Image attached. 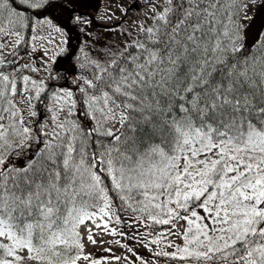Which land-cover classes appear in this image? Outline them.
<instances>
[{"label": "snow or ice", "instance_id": "snow-or-ice-1", "mask_svg": "<svg viewBox=\"0 0 264 264\" xmlns=\"http://www.w3.org/2000/svg\"><path fill=\"white\" fill-rule=\"evenodd\" d=\"M145 3L64 68L56 0H0V264L121 261L84 240L125 214L173 264H264V31L244 42L264 0Z\"/></svg>", "mask_w": 264, "mask_h": 264}, {"label": "trees", "instance_id": "trees-1", "mask_svg": "<svg viewBox=\"0 0 264 264\" xmlns=\"http://www.w3.org/2000/svg\"><path fill=\"white\" fill-rule=\"evenodd\" d=\"M76 1V2H75ZM102 2L103 0H83V3L77 4V0H56L57 6L53 9L49 10V16L54 20L55 23L59 24L61 27L69 26L71 28V31H68V53L65 54V58L62 60H59L57 65H54L53 67H60L63 65L64 68H71L72 64L75 62V57H73L72 60H68L67 56L73 52H76L77 46H85V43L93 45L95 48H98L97 45H95L92 42V35L90 34V31L94 33H99L100 29L102 27L110 26L116 22H123L125 24L126 17L128 11L131 9H135L138 12H140V20L142 17H144L148 12V6L145 3V0H134L130 6L128 7L127 13H123L119 16L117 20H114L113 22L106 23L102 22V18L99 15V12L102 8ZM59 5H67V9H62L59 7ZM144 11V13H142ZM248 15L251 17V20L248 21L245 24L246 32L244 34V42L245 45H250L253 43V41L257 38L258 34L262 31H264V7H250ZM75 17V16H82L86 21H91L90 24L86 25L84 23H77L72 22L70 25H68L69 17ZM106 25V26H105ZM254 30L253 36L251 35V31ZM90 34V35H89ZM106 45V44H105ZM104 47V46H103ZM78 55L79 53L76 52ZM21 55H25V52H21ZM35 56H39V53L34 54L33 59ZM38 66V65H37ZM66 73L61 70V75H65ZM40 77L44 76V72L41 71L39 73ZM59 83L63 84L64 81L61 80ZM39 110V105L38 109ZM125 221H127L126 224L121 225H115L110 224L111 227L115 226L117 227L118 231H124L127 233L126 237H121L123 239V244H128L133 251L130 252L131 255V262L135 261L136 264H142L143 261H158L159 264H173V262L169 261L165 257H155L152 255V253L149 251V248L143 246L138 241L140 238L143 237V234L147 232V229H145L142 225H132L131 227H128L127 224L131 223V221L128 219L127 214L122 217ZM139 232L142 234L140 237L136 236V233ZM154 236H148L146 242L151 241L154 239ZM179 242V241H177ZM85 243V251L92 253L95 257H102V256H109L117 255L126 257L128 256V249L122 247V250L120 252H117L116 250L112 248H105V249H111L112 252H106L105 249L103 250H94L93 252L87 250L86 242ZM163 247V244L161 245H154L153 251H159L160 248ZM172 250V249H169ZM142 258V260L140 259ZM83 264V262H82Z\"/></svg>", "mask_w": 264, "mask_h": 264}, {"label": "rangeland", "instance_id": "rangeland-1", "mask_svg": "<svg viewBox=\"0 0 264 264\" xmlns=\"http://www.w3.org/2000/svg\"><path fill=\"white\" fill-rule=\"evenodd\" d=\"M133 1L134 0H103L102 8L99 12V15L102 18V22L108 23L118 18L120 15L125 13L121 9L122 8L128 9V7ZM81 3H83V0H77V4L81 5ZM142 13H144V11ZM109 16H111V19L108 18ZM126 20L128 22L125 21V24L123 22H116L110 26L102 27L98 34L97 33L93 34V32L90 31V34L93 37L91 39L92 42L95 45H97L98 48H102L103 46H105V44L116 42L120 37V32L118 30L113 31V29H115L117 26H121V28L123 29L133 31L135 28L134 22L140 20V12H138L135 9H131L127 13ZM253 34H254V30L251 31L252 36ZM57 39L59 38L57 37ZM93 233L95 234L97 244L93 245L90 242H88L86 238V234H85V242H86L87 250L93 252L96 249L103 250L106 247L112 248L116 250L117 252H120L122 250V247L124 244H123V239L120 238L119 235L107 234V233L102 232L99 229H96L95 227H93ZM101 241H103V243H101ZM113 241H119V243H113ZM109 264H131L130 251L128 252V256L124 257L123 260L118 261V262L110 261Z\"/></svg>", "mask_w": 264, "mask_h": 264}]
</instances>
